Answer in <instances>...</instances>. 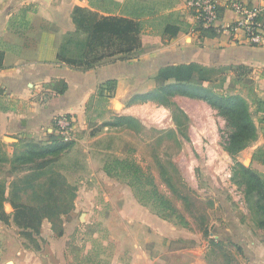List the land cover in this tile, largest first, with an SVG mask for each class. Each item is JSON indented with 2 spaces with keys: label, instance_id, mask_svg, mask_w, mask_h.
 I'll return each instance as SVG.
<instances>
[{
  "label": "rangeland",
  "instance_id": "374dc122",
  "mask_svg": "<svg viewBox=\"0 0 264 264\" xmlns=\"http://www.w3.org/2000/svg\"><path fill=\"white\" fill-rule=\"evenodd\" d=\"M103 1L102 6L105 5ZM110 1L106 0V3ZM154 2L147 0L145 3L146 10L151 7L150 19L155 13L166 14L165 7L155 11ZM184 12L192 22L190 33L203 38L201 32L192 31L197 24L185 6ZM237 72L241 70L237 69ZM228 75L229 72H223L210 88L220 94L242 92L240 84L232 83V77ZM243 78L247 79L246 76ZM246 85L250 87L251 84ZM104 101L103 97H98L89 102L92 117L88 124L93 127L90 134L97 131L99 134L92 141L81 143L82 148L85 145L91 147L96 159L95 175H79L82 170H87L82 166L69 172L61 157L64 151L46 157L44 165L37 169L42 159L13 164L7 147L0 155V184L7 186L4 208L10 215L8 224L0 220V264L8 260L14 264H33L36 259L33 253L51 256V251L57 248L53 247L54 243L50 245L47 238H65L66 264L263 262L256 260H264V253L256 251L254 245L264 243V238H242L238 231L239 223L245 227L256 224L250 210L252 201L246 200L242 188L231 180L233 160L222 147L230 133L229 122L203 100L176 97L165 105L153 101L138 105L135 120L113 130H103V123L98 125L95 115L102 110ZM5 141L10 144L14 140L6 136ZM20 149L21 145L13 153ZM113 158L133 159L151 174L159 192L171 201L182 218L163 219L155 213L153 205L139 204L124 177H97L105 163ZM61 179L64 185H61ZM49 181L54 183L51 185ZM12 190L18 192L17 202L42 208L49 204L54 213L43 218L39 232L33 237L22 234L12 221L13 208L9 202ZM134 202L144 213L136 212ZM147 216L153 221L145 219ZM147 238L178 239L162 251L154 249L156 243ZM136 239L145 246L151 242L147 261L141 252L135 256L130 253L137 250ZM159 242L160 247L165 246L161 240Z\"/></svg>",
  "mask_w": 264,
  "mask_h": 264
},
{
  "label": "crops",
  "instance_id": "0c3cea01",
  "mask_svg": "<svg viewBox=\"0 0 264 264\" xmlns=\"http://www.w3.org/2000/svg\"><path fill=\"white\" fill-rule=\"evenodd\" d=\"M101 1L0 0V52L3 53L0 68L2 151L5 152L7 147L9 156H12L14 149L19 145L22 147L24 142L47 144L49 134L52 132L57 134L53 118L67 115L75 121V134L73 145L61 155L66 169L72 173L82 166L87 170H82L79 175L82 173L87 174L88 177L95 175L93 170L96 159L91 147L85 145L82 148L81 143L92 141L99 134L97 131L91 135L93 127H89L88 124L92 117L89 102L98 98L99 86L108 80L116 81L114 95L105 99L102 110L95 115L97 124L103 123V130H113L116 127L104 123L112 120L114 116L136 119V107L150 103V101L130 100L136 94L149 92L156 87L155 78L159 68L172 64L195 63L203 67H226V72L232 77V80H229L240 84L242 92L231 91L228 94H239L247 99L257 128V136L237 153L236 158L263 176L264 44L240 45L230 40L224 33L199 39L190 33L192 22L184 12L185 0H154L155 11L159 7H165L166 14L155 13L151 19L148 16L151 7L146 10L145 6L147 0H111L109 3L105 2L103 6L100 5ZM243 1L258 7L264 13V0ZM77 6L96 10L99 13L108 12L137 18L141 23L140 50L122 57L119 55L113 59H104L90 68L70 67L58 60L56 55L62 36L76 29L72 13ZM233 17V13L226 10L222 14L221 23L229 24ZM167 24L178 26V32L175 35L165 33L164 27ZM237 69L241 72H237ZM243 76L247 79L245 80ZM59 80L66 84L62 94L55 91ZM212 83L203 84L211 87ZM247 83L251 84L250 87L246 85ZM176 97L198 100L181 95L171 99ZM6 136L13 138L14 141L8 144L5 141ZM88 169H91V172ZM97 177L109 179L103 171H99ZM134 203L136 212L140 215L144 213L141 206ZM145 219L153 221L151 216ZM245 226L238 224L242 238H264L263 229L256 225ZM175 239L178 238H147V241L156 243L154 249L166 251L170 242ZM47 240L50 245L54 243L53 247L57 249L51 251V256L40 251H37L40 252L38 254L33 253L36 255L33 264H66L65 238H47ZM160 240L165 246H159ZM151 242L149 246H145L139 239L134 240L137 250H131L130 253L135 256L136 253L141 252L147 261L149 250L152 248ZM254 246L260 254L264 253L263 242L257 245L255 243ZM256 260L263 261L257 264H264V260L260 258Z\"/></svg>",
  "mask_w": 264,
  "mask_h": 264
},
{
  "label": "trees",
  "instance_id": "16d2710c",
  "mask_svg": "<svg viewBox=\"0 0 264 264\" xmlns=\"http://www.w3.org/2000/svg\"><path fill=\"white\" fill-rule=\"evenodd\" d=\"M103 2L105 3L106 0ZM106 13L75 7L72 20L76 29L62 36L57 49V59L70 67L90 68L104 59H113L119 55L122 57L140 50V21L134 16ZM178 30V26L174 24H167L164 27V32L170 35H175ZM217 35L219 33L214 29L203 30L200 34L201 37ZM2 58L3 53L0 52V68L2 67ZM226 69V67H203L195 63L166 65L158 69L155 78L156 87L149 92L136 94L131 98V101H153L165 105L174 96L181 95L205 101L220 116L224 117L229 122L230 133L222 147L233 160L231 180L242 188L245 199L252 201L250 210L254 215L255 224L264 230V175L261 176L249 165H244L236 158L237 153L247 147L257 136V128L248 103L239 94H220L203 84L216 81L217 76L222 75ZM115 86V80L106 81L99 86L97 96L104 99L112 97ZM65 88V82L59 80L55 91L62 94ZM132 120L135 118L114 116L104 125L120 127ZM72 145V140H63L58 134L52 132L48 136L47 144L28 142L21 147L19 152L13 153L10 161L13 164H18L42 159V162L36 166V169L41 168L46 157L59 154ZM2 146L3 143L0 139V155L4 153ZM103 171L109 177H124L138 203L143 206L153 205L156 209L155 213L159 217L163 219L172 216L182 218L171 201L159 192L152 175L146 173L133 159L113 158L105 163ZM57 177L60 176L57 175ZM53 183L54 181L50 182L51 185ZM0 185V220L8 224L10 215L4 208V203L7 200L6 186ZM61 185H64L63 179H61ZM17 198L18 192L12 190L9 200L13 208L12 221L21 229L22 234L33 237V234L39 232L43 218L53 216L54 213L49 209V204H44L45 207L42 208L19 203ZM61 234L60 232L59 235Z\"/></svg>",
  "mask_w": 264,
  "mask_h": 264
},
{
  "label": "built area",
  "instance_id": "2783aa9c",
  "mask_svg": "<svg viewBox=\"0 0 264 264\" xmlns=\"http://www.w3.org/2000/svg\"><path fill=\"white\" fill-rule=\"evenodd\" d=\"M184 6L190 10L196 28L192 31L199 33L203 30L214 29L219 34H227L230 40L249 46L264 44L263 12L256 6L243 0H185ZM230 11L236 18L231 24L221 23L222 14ZM53 123L57 134L66 141H71L75 134V121L67 115L55 116Z\"/></svg>",
  "mask_w": 264,
  "mask_h": 264
},
{
  "label": "water",
  "instance_id": "95a60500",
  "mask_svg": "<svg viewBox=\"0 0 264 264\" xmlns=\"http://www.w3.org/2000/svg\"><path fill=\"white\" fill-rule=\"evenodd\" d=\"M5 264H14V262L11 261V260H8V261L5 262Z\"/></svg>",
  "mask_w": 264,
  "mask_h": 264
}]
</instances>
